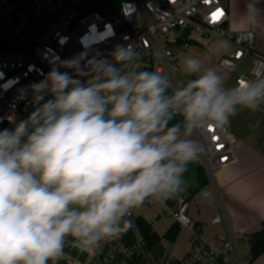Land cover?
<instances>
[{
	"label": "clouds",
	"instance_id": "clouds-1",
	"mask_svg": "<svg viewBox=\"0 0 264 264\" xmlns=\"http://www.w3.org/2000/svg\"><path fill=\"white\" fill-rule=\"evenodd\" d=\"M259 22L249 2L240 23ZM137 56L132 43L81 52L22 93L34 110L0 130V264H57L69 237L82 251L119 238L133 210L186 190L188 165L204 152L196 133L264 105V74L226 87L189 56L183 72L195 78L174 86Z\"/></svg>",
	"mask_w": 264,
	"mask_h": 264
},
{
	"label": "built area",
	"instance_id": "built-area-1",
	"mask_svg": "<svg viewBox=\"0 0 264 264\" xmlns=\"http://www.w3.org/2000/svg\"><path fill=\"white\" fill-rule=\"evenodd\" d=\"M257 1L264 9V0ZM224 3L225 0H123L117 14L103 15L92 9V0H0V130L12 127L13 118L17 122L26 119L34 110L30 97L21 98L27 86L43 79L58 61L85 51L90 57L107 56L116 45L132 43L141 70L164 74L174 86H180L194 77L182 73L179 57L194 41L193 35H207L232 44L229 55L219 61L228 73H235L250 60L249 74H241L236 84L264 74V53L255 47L260 31H231L230 10ZM214 13L222 15L213 19ZM193 138L200 140L204 152L192 163L205 170L209 184L220 170L237 162L236 139L227 125L210 127ZM218 194L203 188L190 197L180 194L172 203L170 199L163 204L152 200L144 203L160 205L165 217L181 231L190 233L191 248L182 259L174 257V243L164 239L162 246L169 257L165 263L159 261L132 211L128 219L133 226L129 230L117 239L83 251L89 255L88 264H253L240 249L244 243L249 252L246 240L241 241L233 232L207 238L209 226H228L223 211L215 212L208 225L191 217L193 201L203 204ZM59 264L75 263L63 260Z\"/></svg>",
	"mask_w": 264,
	"mask_h": 264
},
{
	"label": "rangeland",
	"instance_id": "rangeland-1",
	"mask_svg": "<svg viewBox=\"0 0 264 264\" xmlns=\"http://www.w3.org/2000/svg\"><path fill=\"white\" fill-rule=\"evenodd\" d=\"M249 2L255 3L256 6L260 9V22L255 27L250 29H257L260 31V35L257 37L255 47L258 51L264 52V9L263 7H260V4L257 0H225V6L230 10V30L233 32L250 30L249 28H246L242 23H240V16ZM193 39L196 44H191L188 50L179 57L178 65L184 75L186 74L183 72L182 62L186 57L189 56H196L201 58L205 68L211 67L220 71L224 76L226 87L236 85V79L241 74H249V70L251 69L250 60H246L242 64V66L233 74L228 73L219 66V61L221 60V58L228 56L233 49L232 44L227 40L207 35L201 36L198 34L193 35ZM227 126L229 128V131L237 129L236 132L238 135H236L235 137H237L238 139H244L255 150L257 149L258 152L260 151L263 153L264 137H260L259 130L264 127V105H261L260 110L256 112H252L246 109L239 110L238 114L230 119V123ZM216 178L218 184L222 188L224 206L229 214L231 221L233 218V212L230 208V205H234L236 208H241V212H251V205H256V203L260 202L261 199L264 198V182L255 183L251 181L249 177H237L234 171L228 168L219 171ZM196 186H198L197 182L189 183V187L191 188V190H193V188ZM188 192V189H186L183 192V195L187 196ZM196 208L197 206L194 202V205L191 209V217H193V213H195ZM157 213L161 214V209L155 206H143L135 210V214L144 217L150 223H152L153 228L157 231L158 235L162 237L170 227L172 220L166 218L164 215L161 222L156 223V221L154 220V215H156ZM209 217L210 212L208 211V209L202 208V210L200 211V218L206 220ZM244 236V233L241 232L238 233L237 238H242ZM190 238L191 235L188 231H182L179 234L176 241L177 246L174 250V255L176 258L182 259L189 252L191 248ZM71 240L72 238L69 237L64 247V254L57 261V264H59V261L63 260H72L75 264H88V253H85L82 250L73 247L71 244ZM240 249L244 257L249 258V252L245 249L244 243L240 244ZM49 264H51V262H49Z\"/></svg>",
	"mask_w": 264,
	"mask_h": 264
},
{
	"label": "crops",
	"instance_id": "crops-1",
	"mask_svg": "<svg viewBox=\"0 0 264 264\" xmlns=\"http://www.w3.org/2000/svg\"><path fill=\"white\" fill-rule=\"evenodd\" d=\"M260 52H262V51H260ZM262 53H264V52H262ZM236 131H237V129L232 130L231 134L236 139L237 162L232 164V165L227 166L224 169H227V168L232 169L237 177H240V176H245L246 178L249 177L251 179V181H253L255 183L264 182V148H263V153L260 151L258 152L257 149L255 150L244 139H238L237 137H235L236 135H238ZM259 131H260V137L263 138L264 137V127H262ZM263 142H264V140H263ZM198 167H199V165L196 163H190L188 165V170L185 173V179L187 181L186 189H188L189 192H188L187 196H185V197H190L194 193H198L200 190L203 189V188L201 189V183L199 182V180L197 178V168ZM224 169H222V170H224ZM216 177H217V174L214 177L213 183L212 184L210 183L205 189L213 190L214 194L218 191L219 194H218L217 198L212 199L210 202L206 201L203 204H199L200 202L197 201V199H196L190 205V215H191V213H192L191 209L194 205V202L196 203L197 208H196V211L194 210L195 213H193V217L196 220L193 217L192 218L196 222H199L201 224L208 225L209 221L211 220V218L215 212L223 211L224 214L226 215L227 220H228V226H226L224 224H220V225H216V226H209L208 229L206 230L207 231L206 232L207 238L215 239V238L220 237V236L225 237L229 234L230 231L236 235H238V233L243 232L244 235L246 236V235H248L254 231L259 230L261 227V223L264 220V198L261 199L260 202L256 203V205L255 204L251 205L252 206L250 208L252 210L251 212H249V211L241 212L240 211L241 208H236L234 205L233 206L230 205V208L233 212L232 213L233 218L231 221L229 214H228V212L224 206L222 188L218 184ZM193 182H197L198 186L194 187L193 190H191V188L189 187V183H193ZM211 187H213V188H211ZM181 194L183 195V192ZM206 203H208V204H206ZM143 206L159 207L161 209V214L157 213L156 215H154L155 216L154 220L156 221V223L161 222L162 218L164 217V214H163V208L160 205L144 204ZM143 206H141V207H143ZM202 208L203 209L207 208L208 211L210 212V217L206 220L205 219L203 220L200 218V211L202 210ZM135 210H133V213L137 218L141 217V218L145 219L144 217L135 214ZM145 220L147 222H149L147 219H145ZM150 224L153 228L152 223H150ZM173 225H174L173 222H171V225L167 229V231ZM183 231H186V230H183ZM153 232L158 235L157 231L154 228H153ZM166 232H165V234H166ZM164 235L162 237L158 235L161 238V240L157 244L151 246L148 243L149 246L153 248V251L156 254V256L158 257L159 261H161L162 263H165L169 257V254L167 253V251L162 246L163 241H164ZM245 236L242 238L240 237L239 239L241 241H243V239H245ZM176 246H177V242H175L173 244V248H172L173 255H174V250H175ZM174 257H175V255H174ZM176 259H178V258H176ZM256 264H264V256H262L260 259H258L256 261Z\"/></svg>",
	"mask_w": 264,
	"mask_h": 264
},
{
	"label": "trees",
	"instance_id": "trees-1",
	"mask_svg": "<svg viewBox=\"0 0 264 264\" xmlns=\"http://www.w3.org/2000/svg\"><path fill=\"white\" fill-rule=\"evenodd\" d=\"M123 0H92V9L98 11L100 14H108V13H118L119 5ZM191 44H196L194 41L190 42ZM182 117L177 116L172 123L181 122ZM197 178L201 183V189L205 188L209 185L208 178L205 170L199 166L197 168ZM174 199H170L172 203ZM136 223L141 230L143 236L147 240V242L153 246L157 244L161 238L153 232V228L149 222L145 219L139 217L136 218ZM181 233V229L178 225H173L164 235V239L175 243L179 234ZM247 244L249 245V256L250 261L253 264H256V261L264 256V220L261 223V227L259 230L254 231L245 237Z\"/></svg>",
	"mask_w": 264,
	"mask_h": 264
},
{
	"label": "snow or ice",
	"instance_id": "snow-or-ice-1",
	"mask_svg": "<svg viewBox=\"0 0 264 264\" xmlns=\"http://www.w3.org/2000/svg\"><path fill=\"white\" fill-rule=\"evenodd\" d=\"M219 15H222V13H214L213 14V19H217L219 17Z\"/></svg>",
	"mask_w": 264,
	"mask_h": 264
},
{
	"label": "water",
	"instance_id": "water-1",
	"mask_svg": "<svg viewBox=\"0 0 264 264\" xmlns=\"http://www.w3.org/2000/svg\"><path fill=\"white\" fill-rule=\"evenodd\" d=\"M244 240V239H243Z\"/></svg>",
	"mask_w": 264,
	"mask_h": 264
}]
</instances>
